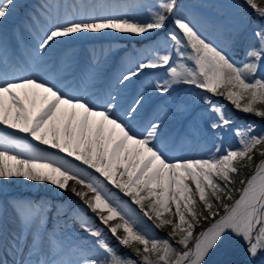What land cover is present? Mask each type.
<instances>
[{
	"label": "snow or ice",
	"instance_id": "1",
	"mask_svg": "<svg viewBox=\"0 0 264 264\" xmlns=\"http://www.w3.org/2000/svg\"><path fill=\"white\" fill-rule=\"evenodd\" d=\"M244 4L264 19L260 0H244ZM19 7L17 0H0V53L5 56L8 49L2 32ZM140 7L147 9L144 19L80 13L55 22L48 17L41 24L43 12L29 13L24 28L32 39L29 59L33 62L59 48L62 38L105 30L141 40L155 37L153 54L121 72L116 78L120 90L109 91L101 104L65 93L35 76L16 77L9 72L6 59L0 69V124L94 169L129 196L155 228L167 229L166 238L143 232L138 220L96 176L48 153L20 158L12 148H20L21 142L0 135V178L50 182L74 194L84 212L94 217H79L77 231L90 242H78L75 235L48 229V205L18 203L16 209L28 235L9 242V250L21 252V259L13 264H211L212 254L234 241L246 245L247 264H256V257L264 253V130L257 131L255 124L242 125L234 130L236 147L221 142L207 158L172 162L158 144L159 120L149 121L139 134L133 130L131 121L138 116L144 96L138 95L126 108L120 102L134 77L145 69H164L167 78L158 81L154 90L169 93L172 85L183 83L211 94L202 97L214 116L211 129L234 123L222 106L213 103L212 96L223 97L235 109L264 120V74H258L264 65V28L254 32L256 44L237 62L227 48L208 40L190 19L178 15V0H156ZM169 20L172 27L161 39L157 30L165 29ZM27 148L31 153L38 151L30 145ZM257 155L261 159L254 164ZM242 167L251 168L252 174L239 181V196L234 198L233 177ZM198 226L201 231L197 234ZM104 230L115 239L116 247L107 242ZM21 240L27 257L22 254ZM120 248L130 255L118 251Z\"/></svg>",
	"mask_w": 264,
	"mask_h": 264
},
{
	"label": "rangeland",
	"instance_id": "2",
	"mask_svg": "<svg viewBox=\"0 0 264 264\" xmlns=\"http://www.w3.org/2000/svg\"><path fill=\"white\" fill-rule=\"evenodd\" d=\"M32 1L35 2L36 0H17L21 7L18 8L17 14L7 21V27L4 28L5 32L24 15ZM79 1L81 5L78 14L84 13L87 4L88 11L85 13H90L91 10L97 8L101 13L105 10H111L115 14H126L136 19H144L147 16V9L140 7L141 5L156 3V0H139L136 3H129L132 1L125 0ZM178 3L181 6L178 15L190 19L199 32L216 45L223 47L218 41V37L223 29H229L231 31L242 30V34L252 35L256 43L254 32L262 27L259 26L257 22H253L252 25H249L250 22L244 20L237 12V5L233 0H178ZM69 15H72V13L65 11L58 12L52 17V21L55 22L58 19L62 20ZM171 27L172 24L170 20L165 29L157 30L161 39L164 33ZM228 37L229 36H227V38ZM62 39L64 43L59 48L52 51L50 55L45 56L42 62H54L67 51L70 40L73 38L65 37ZM155 39L156 38L153 37L151 40H141L138 37H132L130 34L124 35L115 31L113 32L112 30H105L99 35L91 37V39L88 40V45L91 49L98 52L99 57L98 62L94 63L90 73V76L95 78L97 89H88L81 94V97H86L88 100L97 99L100 89L108 79L113 78V75L116 73L115 71H118L117 76H119L121 72L134 66L141 59L149 58L153 54L151 49ZM77 58L78 55L76 54L72 57V60ZM235 61L239 62L240 60L235 59ZM71 64L74 66L73 71L64 72L58 83L63 91H72L76 93L72 87V79L69 80V77L75 70L76 62ZM166 78L164 69H145L139 77H134L132 81L128 82V86L123 91L120 102L123 107L126 108L128 104L132 103L135 97L138 95L144 96L142 107L138 110V116L135 120L131 121V125L139 134L144 130V127L149 121L159 120L161 122V129L158 144L172 162L178 159L207 158L210 151H214V145L220 144L221 142L225 146L231 145L236 147L237 138L234 134V130L242 125L255 124L257 125V131L264 130V123H252L246 119H241L239 116H228L234 123L227 128L219 130L211 129L209 127V122L214 116L208 111V106L202 100L203 96L211 94L183 83L172 85V89L169 93H160L154 90V85L158 81L162 82ZM114 85L116 89H120V86L116 83V79ZM219 99L218 96H212L213 103L223 107L224 102L220 101L222 99ZM122 109L121 114H123ZM0 135H11L21 142L20 148L22 154H20V158H25V156L29 154L39 155L40 153H48L52 156L63 157L71 164L89 173V167L84 165L81 161H77L74 157H69L66 153L60 152L58 149H52L48 145L41 144L31 136L20 133L16 129L9 128L8 126L2 127L0 128ZM176 144H178L179 151L176 149ZM28 145H30L32 149L38 151L31 153L27 148ZM13 148L16 149L15 146H13ZM13 154H15V152ZM256 157L254 164L258 162L260 158ZM40 162L47 161L41 159ZM239 166L240 165H238V167ZM246 168L242 167L240 174L233 177L236 180V184L233 187L237 189V191L233 193L234 198L239 196L238 190L241 187L239 181L252 174V169ZM90 170L92 175L106 182L109 186L117 189L122 194H125L120 189L104 180V177L96 173L94 169L90 168ZM22 181L23 180H19L17 177L7 178V190L0 191V246L3 241V233L8 226L12 227V234L15 238L28 235V230L23 227L22 220L16 209L18 203L30 202L37 204L33 196L42 192L47 185L54 188L55 192L58 194L67 193V191L60 190L47 181L27 180L21 183ZM129 201L132 200L130 199ZM119 202L126 207V210L133 218L138 220L139 227L143 232H146L152 237L166 238L167 229L161 230L155 228L151 221L143 217L140 210H134L128 204L121 201ZM213 202L218 204L216 201ZM225 202L232 203V201L227 200H225ZM6 206L10 207L9 210ZM219 210L221 213L223 212L222 207H220ZM207 223L208 222H204V225ZM199 230L201 231V227ZM61 232L63 231H58V233ZM78 242H90V240H79ZM260 258L261 256L259 259ZM244 259L245 261L248 259L247 253L242 256L237 264H240Z\"/></svg>",
	"mask_w": 264,
	"mask_h": 264
},
{
	"label": "bare ground",
	"instance_id": "3",
	"mask_svg": "<svg viewBox=\"0 0 264 264\" xmlns=\"http://www.w3.org/2000/svg\"><path fill=\"white\" fill-rule=\"evenodd\" d=\"M80 1L79 0H36L32 1L24 15H22L16 23L9 28L6 32L3 29L2 35L4 37V41L6 43L8 52L7 56L5 54L0 53V69H3L5 66V60L8 62V70L9 72L16 76H35L38 79L50 81L53 84H56L59 87L58 81L60 80L62 74L65 72H72L74 66L71 63H75V70L73 74L69 77V80L72 79V87L75 92L72 91H64L65 93L81 96L88 89H97V85L95 83V78L90 76V73L93 69L94 63L98 62V52L93 50L88 45V40L95 35H99L100 33H84V34H75L73 39H69V48L65 53H63L60 58L56 61H45L37 60L35 62L29 59V51L32 44V39L29 32L25 31L24 24L27 20L28 14L33 11L37 13L43 12L44 14L40 16L41 24L47 23V18L56 15L58 12H69L72 15H78L80 10ZM88 11L87 4L85 6V12ZM89 14H94L96 16L113 14L111 10H105L102 13L98 11L97 8H94L90 11ZM113 31V30H112ZM114 32V31H113ZM126 35V34H124ZM128 35V34H127ZM78 55L77 59H73L74 55ZM116 72V73H115ZM113 78L108 79L103 87L100 89L98 93L97 99H92V101L97 104L103 103L104 98L107 93L111 91L113 94L117 91L116 86L114 85V81L117 78L118 71H115ZM123 110V109H122ZM122 112V111H121ZM7 125L0 124V128L5 127ZM134 131H136L133 128ZM137 132V131H136ZM138 133V132H137ZM176 149L179 151L178 144H176ZM13 153L22 154L21 148H12ZM180 154V153H179ZM14 163V162H8ZM19 180H23L21 183L27 181L24 177H17ZM17 182V181H16ZM7 178H0V191H5L8 188ZM9 210V206H6ZM13 239H17L12 234V227H6L3 233V241L0 246V261H7V264H13V260L21 259V252L16 250H9V242ZM234 241L228 246L222 247L219 250H216L211 256V264H232L233 255H235L234 248H239L240 245ZM20 248L23 249V256L27 257L29 255L26 248H24L23 241L20 242ZM229 251H233L231 255H229ZM15 252V255H13ZM230 258V259H229Z\"/></svg>",
	"mask_w": 264,
	"mask_h": 264
},
{
	"label": "trees",
	"instance_id": "4",
	"mask_svg": "<svg viewBox=\"0 0 264 264\" xmlns=\"http://www.w3.org/2000/svg\"><path fill=\"white\" fill-rule=\"evenodd\" d=\"M125 1H132L129 3H136L139 0ZM233 1L237 5V12L244 20H248L250 22L249 25H252L253 22H257L259 26L264 28V19L258 17L254 10L245 5L244 0ZM260 2L264 4V0H260ZM241 31L242 30L231 31L229 29H223L222 33L218 37V41L223 45V48L228 49L231 58L233 60H240L239 62L243 61L246 49L249 46H254L256 44L252 35L242 34ZM227 36L229 37L227 38ZM258 74H264V65H262V73ZM219 98L222 99H219L220 101L224 102L223 107L227 116H239L241 119H246L252 123H264V120L261 118H258L253 114H246L242 111H239L223 97ZM258 157L259 156L257 155L256 158ZM88 172L92 173L90 168L88 169ZM104 184L114 199L128 204L134 210H140L138 205L132 201H129L131 199L129 196L122 194L117 189L112 188L106 182H104ZM33 199L37 204H46L49 206V210L47 211V227L49 230L56 228L57 231L60 230L68 234L75 235L78 238V241L87 238L85 234L77 231L79 228V217L81 215H86L87 217L93 219L94 217L90 212H84V210L80 207V201L77 198L73 197L72 195L58 194L55 192L54 188H52L50 185H47L42 192L33 196ZM96 226H100L98 221H96ZM197 231L198 227L196 228V232ZM104 237L110 245L116 247L117 242L106 230H104ZM118 251H121L125 255H130L128 250L120 248ZM260 256L261 258L259 259ZM247 260L245 261L244 259L241 264H247ZM256 264H264V253H261L256 257Z\"/></svg>",
	"mask_w": 264,
	"mask_h": 264
},
{
	"label": "water",
	"instance_id": "5",
	"mask_svg": "<svg viewBox=\"0 0 264 264\" xmlns=\"http://www.w3.org/2000/svg\"><path fill=\"white\" fill-rule=\"evenodd\" d=\"M260 159H261V158H260ZM260 159H259V160H260ZM259 160H258V161H259ZM69 192H70V191H69ZM70 193H71V192H70ZM206 226H207V225H206ZM199 232H200V231H199ZM237 243L239 244L240 242H237ZM222 247H225V246H221V247L218 248L217 250H219V252H220V249H221Z\"/></svg>",
	"mask_w": 264,
	"mask_h": 264
}]
</instances>
